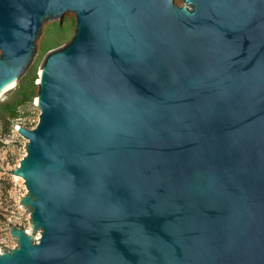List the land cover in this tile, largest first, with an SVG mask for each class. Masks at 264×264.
Listing matches in <instances>:
<instances>
[{
	"label": "water",
	"instance_id": "95a60500",
	"mask_svg": "<svg viewBox=\"0 0 264 264\" xmlns=\"http://www.w3.org/2000/svg\"><path fill=\"white\" fill-rule=\"evenodd\" d=\"M72 15L0 264H264V0H0V102Z\"/></svg>",
	"mask_w": 264,
	"mask_h": 264
},
{
	"label": "rangeland",
	"instance_id": "374dc122",
	"mask_svg": "<svg viewBox=\"0 0 264 264\" xmlns=\"http://www.w3.org/2000/svg\"><path fill=\"white\" fill-rule=\"evenodd\" d=\"M75 30L76 15L64 26H48V40L39 45L42 57L34 73L0 102V254L18 247V238L11 233L14 227L24 228L35 241L41 237L36 233L32 213L23 206V198L29 194L26 183L14 173L27 155L28 144L16 128L38 124V83L43 62L50 51L68 43Z\"/></svg>",
	"mask_w": 264,
	"mask_h": 264
},
{
	"label": "trees",
	"instance_id": "16d2710c",
	"mask_svg": "<svg viewBox=\"0 0 264 264\" xmlns=\"http://www.w3.org/2000/svg\"><path fill=\"white\" fill-rule=\"evenodd\" d=\"M5 106H7V105H1V107H5Z\"/></svg>",
	"mask_w": 264,
	"mask_h": 264
}]
</instances>
